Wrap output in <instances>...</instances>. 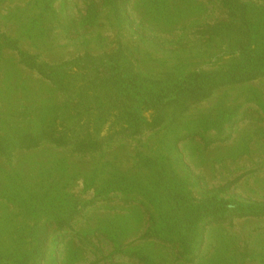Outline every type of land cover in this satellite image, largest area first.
Listing matches in <instances>:
<instances>
[{
	"label": "rangeland",
	"instance_id": "1",
	"mask_svg": "<svg viewBox=\"0 0 264 264\" xmlns=\"http://www.w3.org/2000/svg\"><path fill=\"white\" fill-rule=\"evenodd\" d=\"M240 1L0 0V264H264V76L143 101L264 55Z\"/></svg>",
	"mask_w": 264,
	"mask_h": 264
},
{
	"label": "trees",
	"instance_id": "2",
	"mask_svg": "<svg viewBox=\"0 0 264 264\" xmlns=\"http://www.w3.org/2000/svg\"><path fill=\"white\" fill-rule=\"evenodd\" d=\"M222 2L227 5L228 10L237 12L242 18L248 11V5L240 0H222ZM248 27L247 24V28H238L240 32L237 35L241 37L239 42L244 43V47L250 46L253 41V28ZM243 53L235 64L218 72L196 73L176 82H166L158 88L149 89L143 101L157 112L153 123H160L161 115L158 112L170 104L185 106L189 101L196 102L206 98L219 85L246 82L264 76V55L246 51ZM30 65L34 67L33 64ZM131 79L136 81L135 78L120 80L126 83Z\"/></svg>",
	"mask_w": 264,
	"mask_h": 264
}]
</instances>
